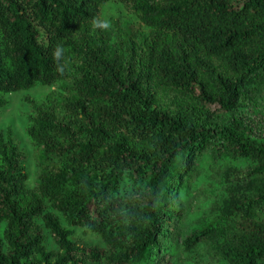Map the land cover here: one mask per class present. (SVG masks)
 <instances>
[{
  "label": "trees",
  "instance_id": "16d2710c",
  "mask_svg": "<svg viewBox=\"0 0 264 264\" xmlns=\"http://www.w3.org/2000/svg\"><path fill=\"white\" fill-rule=\"evenodd\" d=\"M114 2L136 29L103 27ZM37 86L33 185L0 137V264H167L206 157L238 167L231 226L185 249L264 264V0H0V107Z\"/></svg>",
  "mask_w": 264,
  "mask_h": 264
},
{
  "label": "rangeland",
  "instance_id": "374dc122",
  "mask_svg": "<svg viewBox=\"0 0 264 264\" xmlns=\"http://www.w3.org/2000/svg\"><path fill=\"white\" fill-rule=\"evenodd\" d=\"M103 27L116 36L119 31L136 29L137 23L125 5L114 2L104 9ZM50 92V88L37 86L29 91L13 93L6 96L8 103L0 107V137L11 135L25 154L24 165L29 174V186L34 184L36 176L35 151L27 135L29 116L34 113L33 102L41 105ZM255 102L256 107L264 110V86ZM222 119L226 121L228 117L224 115ZM232 166L234 165L230 159L212 161L206 157L199 161L189 195L181 201V235L177 241V251L167 264H220L213 244L202 243L187 251L183 243L197 228L220 224L230 229L229 220L225 222L228 208L224 207V200L230 197L231 180L236 175L240 176L238 167L234 166L237 169L235 170Z\"/></svg>",
  "mask_w": 264,
  "mask_h": 264
},
{
  "label": "clouds",
  "instance_id": "9594fccd",
  "mask_svg": "<svg viewBox=\"0 0 264 264\" xmlns=\"http://www.w3.org/2000/svg\"><path fill=\"white\" fill-rule=\"evenodd\" d=\"M105 27H107V25H105ZM57 55H59V53L57 52Z\"/></svg>",
  "mask_w": 264,
  "mask_h": 264
}]
</instances>
